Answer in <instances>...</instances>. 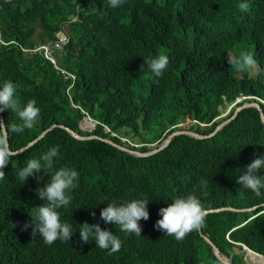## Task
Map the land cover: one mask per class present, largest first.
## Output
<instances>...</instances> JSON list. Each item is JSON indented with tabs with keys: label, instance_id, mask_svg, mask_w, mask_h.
I'll return each mask as SVG.
<instances>
[{
	"label": "trees",
	"instance_id": "obj_1",
	"mask_svg": "<svg viewBox=\"0 0 264 264\" xmlns=\"http://www.w3.org/2000/svg\"><path fill=\"white\" fill-rule=\"evenodd\" d=\"M188 1H197L208 20L207 27L189 23L188 46L174 41L175 33L183 31L179 17L186 0H124L116 8L109 0H13L0 8V86L13 82L19 108L34 99L40 109L33 128L23 133L10 130L11 124L20 123L16 113L2 112L12 150L26 147L57 125L3 169L0 264H222L198 230L182 241L164 232L154 237L126 234L101 220L100 212L112 202L148 200L163 192L195 194L204 209L261 204L264 194L257 197L236 183L253 154L264 155V125L257 108L242 110L211 139L177 136L164 151L147 158L101 140H78L61 127L84 135L80 123L85 115L77 105L135 142L162 143L188 119L211 124L198 129L210 134L225 121L215 119L227 105L247 95L264 99V0ZM242 2L249 5L247 11L237 7ZM61 31L69 42L56 54V65L41 52L24 51L57 41ZM196 48L207 51L196 55ZM245 52L253 55L256 66L236 73L230 61ZM161 54L171 60L156 76L145 61ZM95 135L130 147L106 134L102 125ZM54 146H59V154L50 173L71 168L79 178L77 187L67 192L71 203L58 209L61 221L72 225L73 235L68 242L47 245L39 235L32 239L31 227L21 229L30 222L31 208L44 203L36 190L50 174L38 173L43 176L40 183L29 177L24 184L17 174L27 159L39 158ZM203 181H208L206 187ZM254 216L209 214L203 233L235 264H245L244 255L236 253L242 247L235 243L264 255V215ZM85 222L99 223L102 230L117 235L120 251L109 255L94 241L80 243L79 228Z\"/></svg>",
	"mask_w": 264,
	"mask_h": 264
},
{
	"label": "clouds",
	"instance_id": "obj_2",
	"mask_svg": "<svg viewBox=\"0 0 264 264\" xmlns=\"http://www.w3.org/2000/svg\"><path fill=\"white\" fill-rule=\"evenodd\" d=\"M123 3L124 0H109V5L113 8H116L122 5ZM237 7L239 8V10L243 12L248 10L249 5L247 3L242 2L239 3ZM179 20L183 25V31H178L175 33L174 41L177 46H188L186 44V35L188 30L190 29L189 23L194 24V26H201V27L208 26V20L206 14L204 13L201 5L197 1L186 0L185 8L183 10V13L179 17ZM66 37H67V42L61 45V48L58 49L59 51L54 53L52 58L53 61L45 57L43 53L44 49H39V48L48 47L50 45H53L54 47L55 44L57 43L60 44L58 37H57V41H52L48 44L41 45L35 49L24 50V51L26 53L41 52L46 60L56 65L57 64L56 54L62 52L64 50V46L69 42V38L67 35ZM205 51L207 50L201 48H196L192 50V52H194L196 55L199 53H203ZM170 60L171 59H168L166 55L161 54L154 59L145 61V64H147L148 68L156 76H160L166 70ZM230 65L233 71H235L236 73H245V72H250L252 69L255 68L256 60L252 54L245 52L242 53L239 57L233 58L230 61ZM16 87L17 86L11 81H5L2 84V86H0V113L4 112L5 110H11L12 112L16 113V115L20 120V123L11 124L10 130L13 133H23L25 129L33 128L34 124L36 123L40 115V109L36 107V101L34 99L29 100L22 109L19 108L18 102L15 99ZM242 97L244 99L243 101H246L244 105L238 107V104L241 103L242 100L236 102L238 100L237 99L234 103L227 105V107L231 105V108L229 109V113L225 115V118H221L222 116V111H221V114L215 120L217 122L223 119L227 121L226 119L230 116L233 110L236 111L237 109H241L242 107L248 104L258 103L260 107L261 105H264V99L260 97L254 95H249V96L247 95ZM74 107L75 109L81 110L83 115H85V118L80 123V129L84 133V135L78 133L77 131L71 128L69 129L71 130L72 133L80 135L81 137H85V138L93 137L92 139H85V140L77 138L78 140L81 141L101 140L107 144H110L118 148L114 144L116 145L119 144L115 143L113 140L108 138H102L101 136L95 135L98 126L102 125L103 131L106 134H109L110 137L112 138L120 139L123 143H127L130 147L123 145H119V146H122L123 148H127L133 152L148 154L155 150L161 149V147L164 144V142L160 143V141L147 145H144L140 142H135L130 137L115 132L108 126L104 125L103 123L92 119L83 108L77 105ZM232 117H230L229 119H231ZM190 122L192 123L190 124L189 127L181 126L188 124ZM87 123L93 125L91 130L86 129L85 124ZM181 125H179V128H175L177 130L172 134H170L169 136L178 133V135L174 136V138L183 135L190 137L192 139H196L189 135V133L192 132L206 137L204 139H196V140H207L215 137L217 133L225 127L224 126L214 135H211L216 131L217 128L215 129L214 132L210 134H203L201 132H198V129L202 128L200 130H205L204 128L211 127V124L201 123L195 119L193 120L188 119L186 123ZM196 125H198L199 127H195ZM220 125H218L217 127H219ZM8 131H9V125L0 121V180L5 179L6 174L3 171V169H5L8 166L10 160L14 156H18L20 154L12 150L7 135ZM173 139L171 140V142L173 141ZM108 141H111L114 144H111ZM156 143H159V146L155 149H151L150 146ZM170 143L164 149L148 157L154 156L164 151L170 145ZM141 148H148L150 150L143 153L139 151ZM58 154H59V146L51 147L46 153H43L39 158L27 159L25 161V166L22 167L17 174V178L22 184H24L29 177H34L37 183H40L43 180V176H38L36 174L41 172H43L44 174H50V179L46 183H44V186L39 187L36 190V195L40 200L44 201V203L40 206L31 208V214L29 215L31 218L30 222H26L21 229L22 231H27L28 228L31 227L30 235L32 239L35 240L37 235H39V238L42 239V241L47 245H52L54 242L58 240L61 242H65V241L68 242L73 235L72 225L61 221V215L58 209L62 207H67L71 203V197L67 195V192L77 187L76 181L79 178V174L77 173V171L71 168H60L59 170H56L54 173H50L49 170L54 167L55 158L58 156ZM140 158H147V157H140ZM207 183L208 181L202 182L203 186L205 187ZM236 183L242 189L251 190L257 197L261 196V194L263 195L264 194V155L254 153L251 162L246 166L245 169L241 171V174L238 175ZM137 185L139 188H141V186L138 183ZM227 208H233V207H224L219 209H204L201 204V200L195 194L189 195L185 193L163 192L158 194L154 198L148 200L147 199L144 200L142 198H135L130 202L122 203V204H117L116 202L109 203L107 204V207L101 210L100 219L103 220L106 224H113L117 226L120 232L126 234L154 237L157 234L164 232L165 235L173 236L177 241H182L188 234L196 230L199 231L202 237L204 235L210 238L209 235L203 233L205 218L209 214L231 211V210H223L219 212L209 213V211L211 210H222ZM238 210H247V211L236 212V213L253 212L255 215L254 217H261L264 215V201L261 202V204L254 206L252 208H245ZM92 216L95 217V213H92ZM10 224H11V228L17 227V224L14 223H10ZM229 235L230 233L227 234V238L229 239V241H231ZM79 236H80V243L86 244L89 243L90 241H94L96 247L102 250H107L109 255H112L120 251L122 247L121 239L117 235H113L110 230H102L99 223L90 225L87 222H85L84 224L80 225ZM235 244L242 247L241 250L237 249L236 253L244 255L245 264H249V263L259 264L256 261L257 259H253L251 255H254L255 257L264 258L263 254H261L260 252H256L255 250L249 248L246 245H243L242 243H235ZM221 253L223 252L221 251ZM226 256L228 258H231L233 262L232 256H228V255ZM233 264L235 263L233 262Z\"/></svg>",
	"mask_w": 264,
	"mask_h": 264
},
{
	"label": "water",
	"instance_id": "obj_3",
	"mask_svg": "<svg viewBox=\"0 0 264 264\" xmlns=\"http://www.w3.org/2000/svg\"><path fill=\"white\" fill-rule=\"evenodd\" d=\"M13 0H3L0 2V8H2L7 2H11ZM247 107H256L259 112L261 113V119H262V122L264 124V112L262 110V108L260 107V105L258 103H253V104H248V105H245L244 107H242L241 109H237L233 115V117L225 122H223L219 127H217L216 131L211 134V135H214L216 132H218L219 130H221L224 126H226L228 123H230L231 121H233L237 116L238 114L240 113V111H242L244 108H247ZM0 121L4 122L5 123V120H4V116L2 113H0ZM57 125H53L48 131L56 128ZM62 128H64L65 130H67L69 133H71L73 135V137H76L78 139H92L93 137H88V138H85V137H81L80 135H77V134H74L71 132V130L65 126H61ZM48 131H45L43 132L36 140H34L33 142H30L26 147L20 149V150H17V151H14V152H18V153H21L25 150H27L29 147H31L33 144H35L37 141H39L40 139H42ZM8 135V139H9V134L7 133ZM178 135V133H175L171 136H169L165 141H164V144L163 146L161 147V149L159 150H155L151 153H148V154H142V153H139V152H133L127 148H123L122 146H119V145H116L114 144L113 142L111 141H108L109 143L111 144H114L115 146H117L118 148L124 150V151H127L133 155H136L138 157H148L154 153H157L158 151L164 149L170 142L171 140L174 138V136ZM190 136L196 138V139H204L206 137L200 135V134H197V133H192L190 132L189 133ZM9 144H10V141H9ZM223 210H231V211H234V212H242V211H247V210H238V209H234V208H227V209H222V210H211L209 211V213H214V212H219V211H223ZM204 239L213 247V250H214V254L215 256L217 257V259L222 263V264H233L232 262V259L231 258H228L226 255H224L223 253H221V251L219 250V248L213 243V241L208 237V236H204Z\"/></svg>",
	"mask_w": 264,
	"mask_h": 264
},
{
	"label": "rangeland",
	"instance_id": "obj_4",
	"mask_svg": "<svg viewBox=\"0 0 264 264\" xmlns=\"http://www.w3.org/2000/svg\"><path fill=\"white\" fill-rule=\"evenodd\" d=\"M65 29H67V27H65ZM57 37H58V40H59V42H60V45H63L64 43H66L67 42V37H66V35L63 33V32H60L58 35H57ZM48 48H49V50H53L54 48H53V45H50V46H48ZM39 49H43L42 47H40ZM54 50H56V49H54ZM43 53H44V55H45V57L47 58V59H49V60H51V61H53V59L52 58H48L49 57V54L45 51V50H43ZM240 100H244L243 99V97H240L236 102H239ZM231 108V105L229 106V107H227L226 109H223L222 110V116H221V118H225V115H227L229 112V109ZM192 122H190V123H188V124H185V125H181V126H187V127H189L190 126V124H191ZM163 143V142H162ZM159 146V143H156V144H153V145H151L150 147H151V149H155V148H157ZM258 263L259 264H264L263 263V260H260V261H258ZM244 264V263H243ZM250 264V263H249Z\"/></svg>",
	"mask_w": 264,
	"mask_h": 264
},
{
	"label": "built area",
	"instance_id": "obj_5",
	"mask_svg": "<svg viewBox=\"0 0 264 264\" xmlns=\"http://www.w3.org/2000/svg\"><path fill=\"white\" fill-rule=\"evenodd\" d=\"M48 54H49V57L48 58H53V55H54V53L55 52H57V51H59L58 49H60L61 48V45L60 44H55V46L53 47L54 49H56V50H49V48L48 47H42Z\"/></svg>",
	"mask_w": 264,
	"mask_h": 264
},
{
	"label": "bare ground",
	"instance_id": "obj_6",
	"mask_svg": "<svg viewBox=\"0 0 264 264\" xmlns=\"http://www.w3.org/2000/svg\"><path fill=\"white\" fill-rule=\"evenodd\" d=\"M261 106H262V105H261ZM262 109H263V108H262ZM263 110H264V109H263ZM228 112H229V111H228ZM85 127H86V129L91 130L92 127H93V125L87 123V124H85ZM251 257H253L254 259H257V260H256L257 262L260 261V258H261V260H262V257H255L254 255H251Z\"/></svg>",
	"mask_w": 264,
	"mask_h": 264
}]
</instances>
